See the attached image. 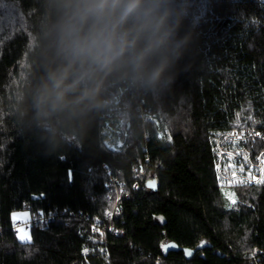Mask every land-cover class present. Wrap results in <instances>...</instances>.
<instances>
[{"label":"trees","instance_id":"trees-1","mask_svg":"<svg viewBox=\"0 0 264 264\" xmlns=\"http://www.w3.org/2000/svg\"><path fill=\"white\" fill-rule=\"evenodd\" d=\"M235 129L264 132V0H0V264H264V182L228 208L216 172ZM140 164L157 188H134ZM105 166L130 196L96 233ZM26 204L56 217L21 241Z\"/></svg>","mask_w":264,"mask_h":264},{"label":"built area","instance_id":"built-area-1","mask_svg":"<svg viewBox=\"0 0 264 264\" xmlns=\"http://www.w3.org/2000/svg\"><path fill=\"white\" fill-rule=\"evenodd\" d=\"M115 102L119 104V98H115ZM120 121L119 118L114 122L107 121L102 130L104 145L112 152H120L125 146V140L121 137ZM218 135L216 138V151L218 153L216 172L222 191L230 190L233 186L262 184L264 182V153L253 157L251 151L244 144L251 138L264 141V133L254 130H244L241 132L235 129L229 133ZM225 139L228 140L225 141ZM227 161L233 162L236 168H238L235 173L231 174L228 171H224L223 167ZM105 168L109 176L106 187L114 201V206L107 216L109 222L103 219H96L91 224L92 231L96 233L115 232L112 224L114 217L121 211L120 204L122 200L130 196L124 182L118 176L112 174L107 166ZM133 173L137 178L134 188L138 190L140 187H147L148 176L144 165L140 164L139 166L133 167ZM24 210L30 212L28 204L24 206ZM55 217V212L50 214L44 212L31 214L30 220L15 224L14 230L18 233L19 228L22 227L25 229H30L34 225L47 227L54 221ZM1 230L2 227L0 226Z\"/></svg>","mask_w":264,"mask_h":264},{"label":"rangeland","instance_id":"rangeland-1","mask_svg":"<svg viewBox=\"0 0 264 264\" xmlns=\"http://www.w3.org/2000/svg\"><path fill=\"white\" fill-rule=\"evenodd\" d=\"M121 95H122V93H121ZM115 98H119V100H120V96L119 95H115L114 99ZM115 105H118V104H115ZM123 111L118 110L117 112H121L122 113ZM121 113H119L117 116L119 118V121L121 120L120 121L121 137L125 140L128 137L129 133H128V130H126L125 117ZM152 117L155 118L156 116L155 115H152ZM160 135H163V133H160ZM262 153H264V151ZM223 168H224V171L225 172L228 171L231 174L232 173H235L236 172V169H238V168H236V166L234 165V163L233 162H230V161L225 162ZM154 179H155L154 177H151L150 178V180H154ZM236 187L237 186H235V187L233 186V187L230 188V190L222 191L223 192V195H224V199L226 201V204H227V207L228 208H231L233 205H235L238 202V196H237V192H236ZM223 190H224V188H223ZM232 190H234V191L232 192ZM226 194H228V195H226ZM30 217H31V213L30 212L22 211V212L15 213L13 215V220H14L15 224H18V223H23V222H26V221L30 220ZM34 226H36V225H34ZM34 226H31V228L34 227ZM31 228L30 229H25L24 227L19 228L18 233H17L18 238L21 241H29V240H31V238H32L31 237V233H30Z\"/></svg>","mask_w":264,"mask_h":264},{"label":"water","instance_id":"water-1","mask_svg":"<svg viewBox=\"0 0 264 264\" xmlns=\"http://www.w3.org/2000/svg\"><path fill=\"white\" fill-rule=\"evenodd\" d=\"M147 186L149 188H157V184H156V179L154 180H150V178L148 179V182H147ZM204 248V246H200L196 249H191V248H183V247H180L178 244L176 243H173V242H170L168 244L165 245V250L167 252H170V251H183L184 254H185V257L190 260L192 259L195 254L197 253L198 250H202Z\"/></svg>","mask_w":264,"mask_h":264},{"label":"bare ground","instance_id":"bare-ground-1","mask_svg":"<svg viewBox=\"0 0 264 264\" xmlns=\"http://www.w3.org/2000/svg\"><path fill=\"white\" fill-rule=\"evenodd\" d=\"M264 133V132H263ZM234 190H232V192H233ZM230 192V191H229ZM233 194V193H232ZM235 194V193H234ZM226 195H228V194H226ZM231 196V195H230ZM233 196V195H232ZM227 198V197H226ZM230 202V201H229ZM233 202V201H232ZM235 204V203H234ZM230 205V204H229Z\"/></svg>","mask_w":264,"mask_h":264}]
</instances>
